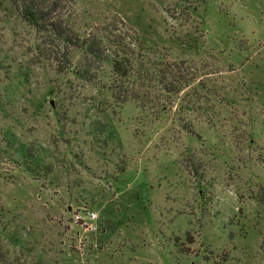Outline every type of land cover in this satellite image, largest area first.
Here are the masks:
<instances>
[{
  "label": "rangeland",
  "instance_id": "374dc122",
  "mask_svg": "<svg viewBox=\"0 0 264 264\" xmlns=\"http://www.w3.org/2000/svg\"><path fill=\"white\" fill-rule=\"evenodd\" d=\"M40 6L37 29L0 0V264H264V0ZM56 31L183 88L121 102Z\"/></svg>",
  "mask_w": 264,
  "mask_h": 264
},
{
  "label": "trees",
  "instance_id": "16d2710c",
  "mask_svg": "<svg viewBox=\"0 0 264 264\" xmlns=\"http://www.w3.org/2000/svg\"><path fill=\"white\" fill-rule=\"evenodd\" d=\"M9 1L19 14L18 16L15 13V15H17L19 19L25 21L30 27L39 29L44 25V23H47L46 17H43L44 10H42L40 6L41 0ZM58 33H60V35L62 36H65V40L68 44L73 43L78 50H81L84 54H86V56L91 57H83L84 59H81L77 67L75 69H72V72L81 80L92 81L96 78V74L93 73V65L96 63V61H99L101 63L107 62L111 65L113 73L112 78L114 77V79L113 83L108 86V89L112 93V96L115 99H118L119 97L121 102L132 100L142 110L156 108L163 112L166 109V102H168V99L172 96H177L183 88L182 85L176 86V84L178 83L177 79H174L172 81L166 80L163 77L162 69H157L158 64L154 66V69L158 70V72L155 74L153 72L155 70H153L150 76L148 70L146 71L147 73L138 71L133 72L132 59H129V57L127 56L120 55L119 49L115 50V54L101 55L100 48L102 44L100 37H91V35H88V37L84 39L83 42H80V37L77 34L70 36L64 32L59 31ZM104 39L107 46H116L118 48L121 47L120 42L122 43V41L119 39L112 40L111 38H105L104 36L103 43ZM165 64L166 66L171 67V63L165 62ZM153 81L157 82L155 83L156 87L161 86L159 89L160 94L158 96H155L154 94L152 96V90L150 91L149 89V85ZM126 82L131 83L127 86ZM117 90H119L120 92H118ZM150 96L153 102L152 105H148L151 102ZM188 242L191 244L194 241L189 240ZM185 252L190 253L188 249H186Z\"/></svg>",
  "mask_w": 264,
  "mask_h": 264
},
{
  "label": "built area",
  "instance_id": "2783aa9c",
  "mask_svg": "<svg viewBox=\"0 0 264 264\" xmlns=\"http://www.w3.org/2000/svg\"><path fill=\"white\" fill-rule=\"evenodd\" d=\"M89 214L92 219H95L97 217V214L94 212H90Z\"/></svg>",
  "mask_w": 264,
  "mask_h": 264
}]
</instances>
